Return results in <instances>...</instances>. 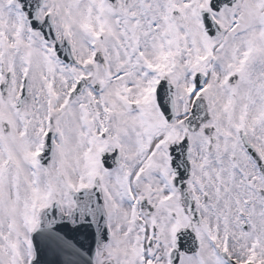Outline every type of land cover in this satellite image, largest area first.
<instances>
[{
  "label": "snow or ice",
  "instance_id": "1",
  "mask_svg": "<svg viewBox=\"0 0 264 264\" xmlns=\"http://www.w3.org/2000/svg\"><path fill=\"white\" fill-rule=\"evenodd\" d=\"M0 264H264V0H0Z\"/></svg>",
  "mask_w": 264,
  "mask_h": 264
}]
</instances>
